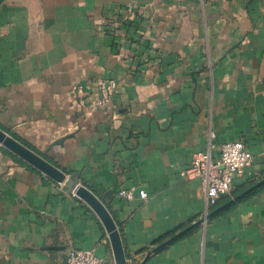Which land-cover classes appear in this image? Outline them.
Instances as JSON below:
<instances>
[{"label": "crops", "instance_id": "0c3cea01", "mask_svg": "<svg viewBox=\"0 0 264 264\" xmlns=\"http://www.w3.org/2000/svg\"><path fill=\"white\" fill-rule=\"evenodd\" d=\"M101 79L113 108L78 110L73 89ZM0 128L102 199L129 264L201 220L146 264H264V189L205 223L202 182L182 176L241 140L256 163L232 193L264 177V0H0ZM2 148L0 264H66L71 241L116 264L74 189Z\"/></svg>", "mask_w": 264, "mask_h": 264}, {"label": "built area", "instance_id": "2783aa9c", "mask_svg": "<svg viewBox=\"0 0 264 264\" xmlns=\"http://www.w3.org/2000/svg\"><path fill=\"white\" fill-rule=\"evenodd\" d=\"M119 83L114 79H101L92 86L78 85L73 92L78 97L76 108L78 110L100 108H113V100L117 94ZM215 133L211 134L214 139ZM264 160V154L262 156ZM256 156L253 155L244 141H232L224 144L218 158H214L211 152H198L192 157L189 167L182 172L186 180L199 179L206 192L208 211L205 223L208 222V214L212 207L219 204L223 197L231 195L235 180L243 176L245 172L254 166ZM73 194L76 195V189ZM120 198L126 201L140 199L146 201L149 194L136 188L121 189L118 192ZM66 264H105L93 250L76 248L71 241Z\"/></svg>", "mask_w": 264, "mask_h": 264}, {"label": "water", "instance_id": "95a60500", "mask_svg": "<svg viewBox=\"0 0 264 264\" xmlns=\"http://www.w3.org/2000/svg\"><path fill=\"white\" fill-rule=\"evenodd\" d=\"M70 137L62 138L54 142L50 148L52 149L54 146H59V145L64 146L65 141L69 139ZM0 144L6 149H8L10 152L15 154L17 157H19L21 160H23L30 166L34 167L35 169L39 170L40 172H42L49 178L53 179L57 183L66 184V186L70 190L76 189V195L82 200H84L90 206V208L95 212V214L98 216V218L104 225L107 231L110 243L112 245L116 264H129L128 255L125 249L122 233L119 229V226L113 214L111 213L109 208L106 206V204L102 201V199H100L88 187L82 184H76V182L73 179H70L60 167L50 162L44 156L36 153L32 149H30L28 146L24 145L22 142L18 141L16 138L12 137L10 134L5 132L1 128H0ZM263 186H264V179L256 183L252 187H250L245 192L238 195L232 201L216 209L212 215L218 214L219 212L226 209L230 205L236 203L240 199L248 196L254 191L262 188ZM203 222L204 220H201L189 226L188 228L180 231L179 233L175 234L169 239H167L164 243H162L160 246L155 248L151 253H149L146 259L142 262V264H146L154 253H157L160 250L164 249L165 247L169 246L170 244L176 242L177 240L182 238L185 234L192 231L197 226L201 225Z\"/></svg>", "mask_w": 264, "mask_h": 264}, {"label": "trees", "instance_id": "16d2710c", "mask_svg": "<svg viewBox=\"0 0 264 264\" xmlns=\"http://www.w3.org/2000/svg\"><path fill=\"white\" fill-rule=\"evenodd\" d=\"M16 139H17V138H16ZM17 140H18V139H17ZM18 141H20V140H18ZM20 142H21V141H20ZM22 143H23V142H22ZM23 144H24V143H23ZM24 145H25V144H24ZM29 148H30V147H29ZM2 149H3V151H4L6 154H8V155H10L11 157H13V158H14L19 164L29 167V165H28L26 162H24L23 160H21V159L18 158L17 156L11 154L8 150H6V149H4V148H2ZM30 149H32V148H30ZM32 150H33V149H32ZM33 151H35L36 153H38L36 150H33ZM38 154H40V153H38ZM29 168L32 169L31 167H29ZM263 179H264V177L261 178V179H259V180H257V181H255V182H253L248 188H246V189H244V190L235 191L234 193H231V195H228V196L223 197L222 199L225 198L223 202H227V203H228V202L232 201V200H233L234 198H236L238 195H240L241 193L245 192V191L248 190L250 187H252L253 185H255L256 183L260 182V181L263 180ZM262 189H264V186H263L262 188L256 190V191H254L253 193L249 194L248 196H246V197L240 199V200L237 201L236 203L245 200V199L248 198L250 195H252V194H254V193H256V192H258V191H260V190H262ZM236 203H234V204H236ZM219 204H220V203H219ZM219 204L216 205V206H214V207H212V208L210 209L209 214H208V221H211V220H213V219H215V218H217V217H219V216H221V215H223V214H225V213L227 212V208H228V207H227L226 209L222 210L221 212H219L218 214L212 215L213 212L215 211V209L219 206ZM234 204H232V205H234ZM232 205H230V206H232ZM230 206H229V207H230ZM193 223H194V222H192L191 224H189V225H187V226H183V227H181L180 229H178V230H176V231H174V232H172V233L166 235V236L163 237L160 241H158V242L156 243V245H158V244H160V243H163L166 239H168V238L174 236L175 234L179 233L180 231H182V230L188 228V227L191 226ZM191 232H192V231L188 232V233L185 234L183 237H187V236H189V235L191 234Z\"/></svg>", "mask_w": 264, "mask_h": 264}]
</instances>
